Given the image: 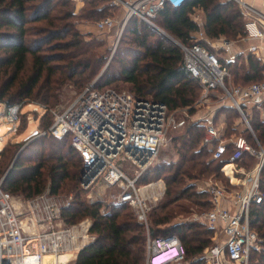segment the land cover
<instances>
[{
    "label": "trees",
    "instance_id": "obj_1",
    "mask_svg": "<svg viewBox=\"0 0 264 264\" xmlns=\"http://www.w3.org/2000/svg\"><path fill=\"white\" fill-rule=\"evenodd\" d=\"M115 7L112 0H82L78 8L74 0H0V104L27 100L50 108L64 84L79 89L94 81V88L101 90L117 88L112 84L122 81L136 98L161 102L169 112L186 109L192 117L201 87L185 70L180 48L155 27L131 16L108 60L104 40L79 29L81 24L106 17ZM195 8L203 12L201 22L191 17ZM153 22L183 44H189L199 29L210 38L237 40L246 35L241 13L227 0H189L179 8L165 6ZM239 59L238 55L233 62H222L232 83L247 85L263 79L264 63L258 57L248 54L245 63H239ZM47 114L42 117L45 127L51 123ZM216 114L224 116V136L240 132L234 125L239 115L235 108L223 105ZM216 114L212 122L217 124ZM247 119L264 147V116L251 108ZM203 132V121L188 122L176 145L177 161L156 165L139 179L144 185L164 181L162 199L148 212L149 233L178 236L189 264H204L200 255L213 243L212 229L196 221L169 223L176 214L188 213L191 206L211 207L208 194L197 189V182L209 177L224 180L220 168L225 159H212V148L203 143ZM243 134L251 141L246 130ZM50 136L53 140L49 142L36 138L22 148L4 175L1 189L26 198L46 188L51 194L73 193L70 205L61 212L62 219L72 224L89 218L90 232L96 237L77 253L74 264H143L145 230L130 207L120 203L101 214V202L86 201L80 185L79 153L68 135L64 138L70 143ZM14 152L8 147L0 151V174ZM244 158V165H252L251 157ZM250 225L259 236L260 248L250 252L249 264H264V202L251 206Z\"/></svg>",
    "mask_w": 264,
    "mask_h": 264
},
{
    "label": "built area",
    "instance_id": "obj_2",
    "mask_svg": "<svg viewBox=\"0 0 264 264\" xmlns=\"http://www.w3.org/2000/svg\"><path fill=\"white\" fill-rule=\"evenodd\" d=\"M80 1L74 0L75 3ZM187 1L112 0V3L124 9L122 28L131 16L157 28L153 19L161 9L165 6L179 8ZM234 1L248 16L246 35L242 39L254 38L263 42L264 13L241 0ZM115 23L113 17L106 16L94 25L99 33H105L113 29ZM219 40L223 49L231 44L229 40ZM174 41L182 52L185 70L201 87V94L193 105L195 114L202 107L207 109L193 120L203 121V143L212 148V159H225L220 168L224 180L209 177L197 184L199 191L208 194L211 207L195 212L192 221L213 232V243L203 250L200 259L204 264H249L250 252L260 248L259 236L250 225V209L252 205L264 202V147L247 119V112L255 108L264 116V78L247 85L227 84L229 71L222 65L219 55L209 48L218 40H211L214 42L211 43L202 29L189 44ZM258 47L251 45L248 50L255 53ZM217 98L218 107L212 106L210 101ZM223 105L237 110L239 115L234 125L244 127L238 134L224 136L222 125L212 122L216 110ZM21 106V103L5 106L4 118L10 124L15 125L18 121ZM39 110L42 115L49 112L53 116L52 123L46 130L39 131V135L50 134L57 138L68 135L71 145L79 153L82 159L81 185L87 187L102 181L107 186H117L121 192L115 197L116 201L133 208L137 221L145 230L143 264H189L178 236H152L149 233L141 188L153 183L136 186L137 179L151 164L169 130L179 125L175 112L186 113L187 110L169 112L165 104L136 98L127 90L113 87L98 90L94 88V81L63 109L37 104L34 111L38 113ZM245 130L251 141L244 136ZM244 156L253 159L252 165L243 164ZM125 159L140 168L133 178L127 176L121 167ZM11 198V194L0 187V264H66L95 239L90 232L92 221L89 218L72 224L64 222L61 212L69 201L63 205L52 202L42 207L32 201L24 212L13 207ZM100 211L106 213L104 209ZM24 213H27L26 218L22 216ZM66 253L70 257L65 263L59 257Z\"/></svg>",
    "mask_w": 264,
    "mask_h": 264
},
{
    "label": "rangeland",
    "instance_id": "obj_3",
    "mask_svg": "<svg viewBox=\"0 0 264 264\" xmlns=\"http://www.w3.org/2000/svg\"><path fill=\"white\" fill-rule=\"evenodd\" d=\"M223 1H226V0H223ZM227 1H232L236 5V8L241 13L242 21L246 23L248 16L242 12L244 10V8H242L239 5V3L234 1V0H227ZM106 16H111L116 20L115 26L110 31L105 32V33H99L95 29L94 23L96 21L84 23L88 26L84 25L86 27H82L81 31H83L85 29L93 30L94 31L93 34L98 39L104 40L105 46L103 49H107V48L109 49L108 58H107V60H108L110 58V56L112 55V53L114 52L115 47L117 46L118 40L122 34L121 28H122V20H123V16H124V9L122 6H116L115 9L108 10ZM191 17L194 19H197V22H201L203 19L202 10L199 8H195L191 12ZM157 28H159V27L157 26ZM159 29H161V28H159ZM122 30H123V28H122ZM163 32L166 33L165 31H163ZM119 33H120V36H119ZM170 37H172V36H170ZM172 38L175 39L174 37H172ZM219 39H226V38L225 37H220V38H210L209 37L210 41L212 40L215 42L216 40H218L217 41L218 43H214L211 41V43H214L215 46L209 45V48L211 50L215 51V53H217V55H219V57L222 59L224 57V54L226 51L220 46V43H219L220 40ZM175 40H177V39H175ZM229 41L232 43V40H229ZM105 64H106V62H105ZM95 78L96 77H93L92 80ZM89 82L85 83L84 86L87 85ZM98 83H99V81H98ZM231 83H232V77L229 75L228 80H227V84H231ZM112 86L117 87L116 88L117 90L130 91L129 85L127 83L122 82V81H117L114 84H112ZM82 88L75 89L73 86L68 85V84L62 85L57 91V95H58L57 101H54V100L51 101V103L49 104L50 108L51 109H63L75 98V96L80 92V90ZM216 94L218 96H220V94L218 92H216ZM210 102H211L212 106L218 107V105H219L218 98L215 100L212 99ZM20 103L22 104V106L19 109L18 121L15 123V125L10 124L4 118V115L6 114L5 106L3 104H0V151L4 148H7V147L15 151L11 161H10V159H9V162L7 161L8 162L7 165L3 168L4 170L0 174V182L4 178V175L7 173L8 169L11 167L15 156L19 155L22 148L24 146H26L30 141H32L36 138H41V137L44 138V140L46 142L53 140V138L49 134L39 135V131L46 130L48 127L43 126L44 120L42 119V117L44 114L42 115V110H39L38 113H36L34 111V108L37 106V103H34L33 101H27V100H23ZM206 110H207L206 107H202L201 110L197 111L196 114L193 115L192 117H190V115L187 112L184 113V111H176L175 112V119L177 120V122H179V125L169 130L167 137H166V140L164 141L163 145L160 147V149L157 152V154L155 155V157L152 159L151 164L141 173V175L137 179L136 186L142 187L144 185V184L140 183L139 179L152 167L159 165V164H163V163L170 164L172 162L177 161L178 154L176 152V150H177L176 145H178V143H179V137L184 133L185 126L187 125L188 122L195 119L199 115V113L203 114V113H205ZM215 114H216V112H215ZM47 116H48V120H50L52 123V120H53L52 114H47ZM217 117L218 118L216 121L219 125H222L223 133H225L226 124L224 122V116L222 115L219 117V115H217ZM235 121H237V118ZM243 128L244 127L242 125H240L239 127H237V130L241 131ZM57 139H61L63 141L69 142L68 138H66V137L65 138L60 137ZM27 164H29V163L24 162V165H27ZM121 167L124 170L125 174L127 176H129L130 178L135 177L137 171H140V168L137 165L132 164L127 159H125L121 162ZM81 172H82V168H81ZM152 182H153V185L156 183H159V184L156 187H151V188L149 187V188H143V189L141 188V196L144 199V201L146 202L147 217H148V212L160 202V200L163 197V192L165 190V183L163 180L159 179L157 181L154 180ZM198 183L199 182H197V184ZM80 185H81V183H80ZM81 188L85 191V193L83 194L84 199L88 202H96V201L101 202L103 204L101 209H104L106 211V213L109 212L111 206L120 204L116 201V198H115L117 196V194H119L121 192L117 186H107L102 181H96L87 187L81 185ZM161 191H162V193H161ZM10 194L12 196L11 204L13 205V207L16 210H21L24 212H26V209L28 208V203H30L32 201L34 204L38 203V206L42 207V206H45V205L52 203V202L53 203L55 202L57 205H60V204L63 205L67 201H69V205H70V203L73 199V193H71V192H69V193L59 192L58 194H51L47 188L41 194L36 195L32 198H26L21 193L10 192ZM178 203H186V202L184 200H179ZM68 206H66V208ZM129 207H130V210L132 211V213L134 214L133 208L131 206H129ZM34 210H35V207H34ZM201 210L202 209H200V207H195V206L192 207L191 206V207H189L188 213L176 214L171 219V223H169V225H172V224L178 223V222H182V221H192L193 214L195 212L199 213V211H201ZM26 214L24 213L22 215L23 218H26V216H27ZM134 216H135V214H134ZM84 219H86V218H83L82 220H84ZM79 221H81V220H79ZM212 235H213V233H212ZM95 239H96V237H95ZM95 239L93 240V242L95 241ZM76 255L77 254L72 256L71 259L69 260L70 255L68 253H66V254H62L59 257V259H60V261H63L65 263H66V261L69 260V262L66 264H74ZM194 260H196V258L192 259V261H194Z\"/></svg>",
    "mask_w": 264,
    "mask_h": 264
},
{
    "label": "crops",
    "instance_id": "obj_4",
    "mask_svg": "<svg viewBox=\"0 0 264 264\" xmlns=\"http://www.w3.org/2000/svg\"><path fill=\"white\" fill-rule=\"evenodd\" d=\"M241 1L243 3L249 5L250 7L256 8V9H258V10H260V11H262L264 13V0H241ZM75 4H77V8H78L80 5H82V1H80L78 3H75ZM194 20L197 21V19H194ZM84 25H86V24H81L79 26V29H81L82 27L88 26V25H86V26H84ZM83 31L84 32L85 31H90L92 33L94 32L93 30H90V29H85ZM251 45H258L259 46L255 53L249 52L248 49H249V46H251ZM224 50L226 52L224 54V57L221 59L222 60L221 62H223V64L235 61V59H236V57L238 55L240 57V59L238 60L239 63L240 62H244L245 63V58L247 57L248 54L255 55L256 57H258L264 63V41L260 42L259 40L254 39V38H249V39L240 38V39H237V40H232V43L230 44V46L227 47ZM248 112H250V109H248ZM260 115H261V112H260ZM233 181H234V179H233Z\"/></svg>",
    "mask_w": 264,
    "mask_h": 264
},
{
    "label": "water",
    "instance_id": "obj_5",
    "mask_svg": "<svg viewBox=\"0 0 264 264\" xmlns=\"http://www.w3.org/2000/svg\"><path fill=\"white\" fill-rule=\"evenodd\" d=\"M159 32H161L163 35H165L168 39H170L171 41H173L174 43H175V41H174V39L172 38V37H170L168 34H166V33H164L161 29H159V28H156Z\"/></svg>",
    "mask_w": 264,
    "mask_h": 264
},
{
    "label": "bare ground",
    "instance_id": "obj_6",
    "mask_svg": "<svg viewBox=\"0 0 264 264\" xmlns=\"http://www.w3.org/2000/svg\"><path fill=\"white\" fill-rule=\"evenodd\" d=\"M227 168H228V167H227ZM158 184H159V183H156V184H154V185L152 184V185L148 186L147 188H149V187L151 188V187H153V186L156 187V186H158Z\"/></svg>",
    "mask_w": 264,
    "mask_h": 264
}]
</instances>
